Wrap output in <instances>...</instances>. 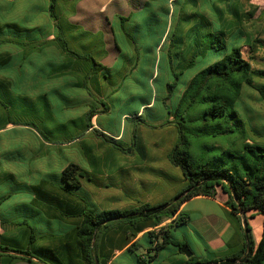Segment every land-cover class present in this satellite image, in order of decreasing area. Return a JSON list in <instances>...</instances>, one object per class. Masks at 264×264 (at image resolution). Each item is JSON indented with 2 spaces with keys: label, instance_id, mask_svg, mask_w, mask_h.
I'll use <instances>...</instances> for the list:
<instances>
[{
  "label": "trees",
  "instance_id": "1",
  "mask_svg": "<svg viewBox=\"0 0 264 264\" xmlns=\"http://www.w3.org/2000/svg\"><path fill=\"white\" fill-rule=\"evenodd\" d=\"M178 1L173 0L172 6L162 2L161 12L173 19L175 3ZM67 2L49 0L47 12L51 25L22 26L0 19V128L9 122L32 125L48 142L65 144L54 138L53 130H43L36 122L25 119L26 109L18 112L21 99L18 89L21 83L12 77L24 80L33 75L82 76L81 80L72 78L73 83L56 85L54 92L68 106L77 103L75 109L79 108L80 102L66 95L62 87H70L74 91L85 88L90 95L87 110L72 119L73 130H68L69 135L64 141L71 146V154L78 152L76 143H85L83 149L86 150V156L93 164H97L100 155L93 145H89L92 141L86 140L88 134L95 135L107 144L109 152L116 149L127 154L138 148L141 137L138 129L133 130L132 144L127 145L114 133L93 127L92 119L110 110V95L120 85L107 81L106 74L111 76L112 72L111 67L101 61L105 55L102 34H97L93 43L89 41L87 44L75 35L72 25L64 24L62 6ZM216 8L220 15L224 14L220 7ZM229 8L233 11L232 6ZM147 10L151 18L138 22H131V16L118 15L115 41L121 56L131 62V67L135 69L143 61L142 53L150 52L153 69L149 78L150 92L141 96L144 107L142 113L136 108L124 114L149 125L142 114L155 98L156 84L153 82L159 81L158 90L164 92L162 102L167 112V118L160 126L172 124L178 131V139L168 157L172 164L181 168L188 181L187 186L170 200L158 204L141 203L130 209L101 208L84 189L83 167L71 155L63 166L50 174L54 180H46L43 176L34 184L23 185V189L31 193V199L25 205L38 209V213L49 224V233L36 235V226H43L41 220H33L31 224L27 218L7 220L0 214L2 224L6 228L20 227L23 238L19 242L2 236L0 264H12L18 259L31 261L33 257L39 259L40 263L36 264H108L114 250L122 249L128 243L123 254L133 253L143 264L153 262L171 244L176 247L174 254H183V242L177 239L174 230L185 225L190 217L180 208L196 196L216 198L219 189L228 195L225 205L231 209V216L239 223L240 217L244 218L243 248L236 253L211 254L203 259L194 253L176 264H264V218L262 236L256 243L247 215L255 212L264 217V145L248 140L247 124L237 110L245 84L259 91L264 101V84L255 81L257 76L264 77V69L252 63L255 55L264 48V39L256 37L247 43L250 54L246 57L243 43H238L237 37L228 38L220 30L206 33L195 30V33L187 35L185 28L194 14L179 13L178 23L172 26L174 21L170 19L171 29L163 37L166 48L157 51L163 39L159 31H162L163 24L167 26L168 19L164 18L163 21L157 18L152 4ZM202 18L201 23L206 25L205 17ZM51 34L53 38H49ZM127 44L132 47L131 58L126 56ZM94 46L99 51H94ZM164 70L166 77L161 78ZM107 87L113 90L107 92ZM172 99H176L173 104ZM52 101L46 99L45 103L50 105ZM25 104L22 103L21 107ZM223 117L230 118L227 126L208 130L210 121ZM56 128L65 129L66 125L60 123L53 129ZM234 132H239V138L233 141L234 148H225L219 155L210 153V149L221 146L217 141L207 144L205 137L215 138ZM81 137L85 140H81ZM10 191L15 192L14 187ZM167 220L170 221L161 225ZM54 223H60L58 233L52 230ZM148 227L153 229L133 241ZM43 242H46L45 245Z\"/></svg>",
  "mask_w": 264,
  "mask_h": 264
},
{
  "label": "crops",
  "instance_id": "2",
  "mask_svg": "<svg viewBox=\"0 0 264 264\" xmlns=\"http://www.w3.org/2000/svg\"><path fill=\"white\" fill-rule=\"evenodd\" d=\"M20 0H0V7H5L7 9L14 8L16 4H18ZM49 3V0H46ZM68 1L65 5L62 6V17L65 20V25H72L74 28V33L81 39V42H85L88 44L89 41L93 43L94 38L97 34H102V40L104 44L105 55L102 57L101 61L108 67L113 65H117L118 61L121 59V53L118 50L115 41V33L118 25V15L123 16H131V22H138L139 20L150 19L151 13L147 10L149 5H153V9L156 13V17L162 19H168V24L160 29L159 35L166 36L169 32L170 28V19L172 16L166 17L165 14L161 12V3L163 2L167 6H172L173 0H66ZM231 3L223 2V0H218L216 5L223 10L224 14H219L217 18H212L210 13H191L192 20L185 28V33L187 35L195 33V30H201V33H206L207 31L220 30L230 39L233 37H237L236 40L238 43H243V53L247 57L250 52V47L247 43L255 39L256 37L264 39V0H236L231 1ZM75 5L74 8L70 7ZM228 4V6H227ZM229 5L233 7V11L230 10ZM47 10V9H46ZM148 13H147V11ZM48 13V12H47ZM23 15V14H22ZM163 15L165 17H163ZM202 16L205 17L206 25L201 23L203 19ZM10 19L11 17H6ZM1 19V18H0ZM180 19V17H178ZM3 20V19H1ZM47 21L39 24H28V26L38 27L44 25H51V19L45 17ZM177 20V19H176ZM179 21V20H178ZM177 22L172 23L173 26L176 25ZM3 22H15L22 25L19 22L8 20ZM26 26V25H22ZM71 27V26H70ZM173 29V28H172ZM52 30V29H51ZM85 35V36H83ZM54 35H49V38H53ZM93 39V40H91ZM164 38L161 40L159 46L157 47V51L159 49H165L164 46ZM164 45V46H163ZM94 51H99L95 46L92 47ZM246 52V53H245ZM100 52L97 54L99 55ZM252 63L255 67L264 69V48L259 51L258 54L255 55V58L252 60ZM81 80L82 76L79 77H68V76H39L33 75L30 78L20 79L16 76L12 77L13 80H18L21 83V86L18 89L19 95L21 97V101L19 100V110L18 112L26 109V115L23 116L27 120L43 122L45 125L43 126L44 130L54 131L57 129H53V125L47 124L45 120L41 118L38 114L39 108L42 106L43 101L46 99L53 100L54 98H58L55 96V86L56 85H64L73 83V79ZM255 81L261 84H264V77L257 76ZM24 84V86H22ZM155 87V98L148 104V108H145L143 118L149 123V125H143L138 133L141 137V142H138V148L134 149L131 153H123L120 150L112 149L109 152V146L103 143L95 135L91 136L88 134L85 136L86 140H91L89 145H93L96 152L100 155L99 161L97 164H93L91 160L88 158L89 166L83 167L84 177H83V186L84 189L91 194L95 203L101 208H118V209H130L135 207L141 203H150V204H158L167 200H170L175 196L177 192L185 188L188 184V181L183 174L180 167L175 166L170 161L168 154L171 151L173 145L178 139V131L177 128L170 124L160 126L166 118L167 112L164 108L162 98L164 95L163 91L158 90V86ZM65 94L68 96H73V100H77L80 103L78 109L71 110L68 104H55L53 101L50 105L43 104L49 110L54 113H58L62 117H54V125H58L60 123L63 126L66 125V128L60 129L61 131H65L68 134L67 128L69 123H71L72 119L76 116H80L87 110V104L90 101V95L85 90V88H77L76 91L70 87H62ZM61 89V87H59ZM81 89H83L81 91ZM62 90V89H61ZM58 95V94H57ZM70 97V98H71ZM69 98V99H70ZM26 103L24 107H21L22 103ZM48 106H50L48 108ZM66 108V109H65ZM143 106L139 107V113H142ZM69 109V110H68ZM68 110V111H66ZM148 110L149 113H146ZM154 110V111H153ZM237 110L240 116L245 120L247 124V132L250 142L258 143L264 145V130L259 129L258 127L264 128V101L255 88L245 84L243 86V90L241 93V97L237 104ZM251 117V123L247 121L244 117V113H247ZM51 112V113H52ZM39 115L37 116L36 115ZM253 114V115H252ZM145 115V117H144ZM128 114H123V118L130 119L127 117ZM100 118V113L95 115L92 119L93 127H97L103 131L108 132L103 126H101L98 122ZM134 120V119H133ZM260 125V126H259ZM21 127L31 129L37 138H39L42 143L47 140L37 131V129L32 125H26L21 123H11L9 122L3 128H0V135L3 133L2 131L7 129H18ZM164 128L166 132V136L163 139H157L156 136L151 135V131H156L158 129ZM255 131L254 135L257 137L254 138L250 132ZM116 135L117 138H121L127 145L132 144V133L126 126L123 128H119L118 131L112 132ZM69 135V134H68ZM67 135V136H68ZM22 137L25 140H28L25 144L22 143L19 145L20 152L23 154L25 150L30 148L32 145V141H30V137L23 134H17V137ZM15 138V137H14ZM81 140H85L81 137ZM48 142V141H47ZM50 143V142H49ZM69 145L68 142H66ZM52 149V156L54 157L55 149L57 146L55 144L50 143ZM86 147V146H85ZM142 148V149H141ZM50 151V152H51ZM41 151L40 154H36L35 156L32 154L29 155L31 168L27 169L24 167H18L17 162L10 160L8 163L0 160V173L8 174L14 182H20L23 179H28L34 183L39 180L41 177L45 176L46 172L49 171L48 167H46V161L44 159L48 158L49 153ZM71 150L67 155V160H56L52 166L54 169H59L63 164L68 161V158L73 155L78 162L81 161V153L80 148L78 147V152H72ZM36 158H38L36 160ZM28 161V160H26ZM86 163V162H85ZM88 167V168H87ZM88 169V170H87ZM20 172L21 175H27L25 177L18 176ZM93 178V179H92ZM35 180V181H33ZM11 189V188H10ZM11 193V194H10ZM15 192H8L4 197L11 196ZM221 196L220 203L225 207L227 212L230 214L231 209L225 205V201L228 199V195L222 191L218 190V196ZM9 196V197H10ZM8 197V198H9ZM197 197H209V196H196L189 200H187L180 210H183L187 205V203ZM216 197V198H217ZM6 198V199H8ZM1 205V204H0ZM1 207V206H0ZM187 213V212H186ZM188 214V213H187ZM189 215V214H188ZM248 222L252 228V234L254 241L258 243L262 236L263 231V215L260 213L249 212L248 214ZM190 217V216H189ZM230 219L226 222V227L232 228L233 230V239L235 240V244L241 250L245 244L244 238V218H241V223L237 222V219L234 216H231ZM1 219V218H0ZM170 220L165 221L161 225L166 224ZM191 221V218L185 224L187 225ZM255 226V228H254ZM10 229V230H9ZM153 229L152 227L145 228L141 231L133 241L141 237L146 231ZM258 235V240L255 237V232ZM11 232V238L17 239L20 237V232H18V228H6L5 225L2 224L0 220V241L3 235L7 236V233ZM200 238H203L202 234L197 232ZM213 233L206 242L212 246L213 249L218 248L220 246H224L229 244V240H223L221 238V234L223 230L216 232L213 230ZM205 238V237H204ZM46 242H43L45 245ZM130 243H128L122 249H115L112 259L108 264H113L114 259L123 254ZM224 249V248H223ZM212 251L211 254L222 255V254H232L236 253L235 251ZM194 254V253H193ZM159 256V255H158ZM158 256L156 258H158ZM173 260L170 264H176L182 262L187 258L185 253L183 254H174L172 256ZM155 258V259H156ZM168 258H166L163 263L168 264ZM40 263L37 257H33L32 260L18 259L12 264H36Z\"/></svg>",
  "mask_w": 264,
  "mask_h": 264
},
{
  "label": "rangeland",
  "instance_id": "3",
  "mask_svg": "<svg viewBox=\"0 0 264 264\" xmlns=\"http://www.w3.org/2000/svg\"><path fill=\"white\" fill-rule=\"evenodd\" d=\"M218 0H179L175 3L176 12L175 16L173 17V21L176 22V19L178 18L179 13H210L212 18H217L220 14L219 11L216 8V5H219L217 3ZM221 1V0H220ZM231 1L236 0H223V2L231 3ZM228 6V4H227ZM47 7L48 2L46 0H20L18 4L15 5L14 8H11L10 10L5 7H0V18L4 21L12 20L21 23L22 25L28 26V24H39V23H46L45 17H48L47 13ZM184 7V10L182 11V8ZM230 7V5H229ZM186 9V10H185ZM23 14V15H22ZM6 17H11L10 19ZM135 30V28H134ZM127 48V54L129 58L132 57V47L128 44L126 45ZM166 48V46H164ZM246 53V52H245ZM142 63L136 67L135 69L131 67V62L127 61L124 56H121V59L118 61L117 65H113L111 68L112 75L106 74L108 76V80L112 83H118L119 89L111 93L109 98L110 103V110L107 112H101L100 118L98 120L99 124L103 126L105 129H107L109 132H116L121 127L123 128L124 125L126 126V129L130 130L131 133L133 130L138 129L140 130L142 126L144 125L143 122L137 120V119H125L123 118V114L127 112H132L134 109L139 108L143 102L141 99V96H146L149 91V78L151 76L152 72V65H150V52H144L142 53ZM218 55V54H216ZM190 73V72H189ZM166 73L165 70L162 73L161 78H165ZM157 86L159 81L153 82ZM106 91L110 92L113 89L111 87H107ZM83 89H81L82 91ZM57 96V94H56ZM58 98H54L55 104H65L59 96ZM172 104L176 102V99H172ZM81 103V102H80ZM43 104H45V100L43 101ZM39 108L38 114L41 116L43 120L46 121L47 124L53 125L55 128L57 125H54V117L61 118L62 116L58 113H54L51 110L47 109L45 105H43ZM75 105L77 103H72L69 107V109L74 110ZM79 107V106H78ZM66 109V108H65ZM68 109V110H69ZM66 110V111H68ZM154 111V110H153ZM52 112V113H51ZM247 112V111H246ZM146 113H149L148 110ZM247 113H244V117L251 123V117L247 115ZM37 115V113H36ZM37 115V116H39ZM253 115V114H252ZM145 117V115H144ZM36 124L43 129V126L45 125L43 122L37 121V119L34 121ZM195 122L199 123L200 120H195ZM230 123L229 117H223V118H217L216 120L210 121V125L208 126V130H218L219 128H223L227 126ZM69 125H72V123H69ZM260 126V125H259ZM261 130H264L263 127H258ZM57 130L52 131L54 138L62 140L65 144L63 145H56L57 149H55L54 157L52 156V147L49 142H44L36 137L35 133L25 127H21L18 129H7L2 131L3 133L0 135V160L8 163L10 160L17 162L16 164L18 167H24V168H31L30 164V157L28 154H33L34 156L36 154H40L41 151L43 152H50L48 155V158L44 159L46 161V167H48L49 171L46 172L45 178L46 180H54L53 177H50V174H54V168H52L55 159L56 160H67V155L70 152L71 146L66 144V139H64L67 135L65 131H61L60 129L56 128ZM44 130V129H43ZM67 130H70L72 132L73 128L72 126H69ZM23 132L24 135L30 137V141H32V145H30V148L24 151L22 154L20 152V147L22 143L28 142V140H25L22 137H17V134H21ZM151 135L156 136L157 139H163L166 136V132L164 128L158 129L156 131H151ZM255 131L250 132V134L257 139V137L254 135ZM49 136L52 138V135L49 134ZM15 137V138H14ZM211 137H205V142L208 144V142L217 141L221 147H216L210 149V153L213 155H219L222 154L221 151L225 148H234L233 147V141L237 140L239 138V132H234L230 135L226 136H219L215 138ZM27 144V143H26ZM25 144V145H26ZM78 147L80 148L81 153V165L82 167H86V165L89 166L88 158L86 155L85 148L83 149V144L85 143H76ZM212 145V144H211ZM238 145V143H237ZM199 150V149H198ZM196 152V151H195ZM201 152V151H200ZM209 152V151H208ZM197 153V152H196ZM209 153V154H210ZM38 158H36L37 160ZM28 160V161H26ZM86 162V163H85ZM230 164V163H229ZM88 168V167H87ZM88 170V169H87ZM18 176L20 179L22 177H25L27 175H21L20 172L18 173ZM93 179V178H92ZM35 181V180H33ZM25 183H32L34 182L28 179H23L20 182H14L12 178L8 174H2L0 173V214L2 215V218H5L7 220H15L20 221L21 219L27 218L31 224L33 220H41V223H43L42 227L36 226V235L41 236L43 232L49 233V224L46 222L47 220L42 218V215L38 213V209L35 208V206L32 207L26 206L25 203L28 202L31 199V193L23 189V185ZM14 187L15 193H13L8 199L3 200L4 196L11 190L10 188ZM221 196L219 195L217 198L214 197H197L192 200H190L186 207L185 211L189 214L191 221L187 225H182L178 228H175V236H177L178 240H181L183 244H188L190 247V250L195 253V255L201 259L207 258L212 251H221L227 250V251H235L239 252L240 249L235 244V240L232 237L233 230L232 228L226 227V222L231 218L230 214L227 212L225 207L220 203ZM54 231L57 233L59 232L60 223H54L53 225ZM27 228V226H24ZM255 228V226H254ZM10 230V229H9ZM213 230L216 232H219L220 230H223V233L221 234V238L225 240H229V244H226L224 246H220L218 248L213 249L211 245H209L206 240L211 237L213 233ZM200 232L203 236V238H200L197 232ZM18 232L21 234V229L18 227ZM255 237L258 238V235L256 233V230L254 229ZM7 237L11 238V232L7 233ZM205 237V238H204ZM176 238V237H175ZM23 238H18V241L21 242ZM258 240V239H257ZM176 247L171 244L169 249H166L162 251L158 258H156L153 262H148L146 264H164L163 261L168 258V264L172 263L171 258L172 254L174 253ZM113 264H143L140 262L139 259L133 254V253H126L118 255L114 261ZM167 264V263H166Z\"/></svg>",
  "mask_w": 264,
  "mask_h": 264
},
{
  "label": "water",
  "instance_id": "4",
  "mask_svg": "<svg viewBox=\"0 0 264 264\" xmlns=\"http://www.w3.org/2000/svg\"><path fill=\"white\" fill-rule=\"evenodd\" d=\"M181 250L185 253L187 257H191L193 255V252L190 250L188 244H183L181 246Z\"/></svg>",
  "mask_w": 264,
  "mask_h": 264
}]
</instances>
